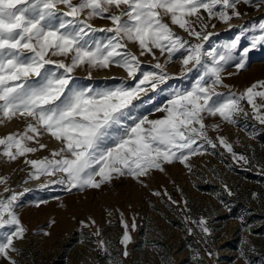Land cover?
Returning <instances> with one entry per match:
<instances>
[{
    "label": "snow or ice",
    "instance_id": "snow-or-ice-1",
    "mask_svg": "<svg viewBox=\"0 0 264 264\" xmlns=\"http://www.w3.org/2000/svg\"><path fill=\"white\" fill-rule=\"evenodd\" d=\"M241 4L259 9L264 0H0V123L19 119L25 124L22 132L0 137V160L11 163L23 158L30 168L24 184L55 177L45 179L41 187L59 184L67 192L101 189L123 177L147 187L153 173L165 172L168 165L179 162L190 170V158L209 147L220 146L233 162L249 164V158L236 153L225 137H210L205 123L208 117H219L223 123L237 124L239 117L249 116L246 102L252 117L264 125V103H256L257 98L264 101V80L239 93L224 82L229 67L237 72L245 69L248 52L264 46V23L259 29L241 26L230 42L205 49L214 35L208 31L210 25L215 28L211 21L231 27L230 22L242 15ZM97 18L111 26L95 27L91 21ZM249 32L250 43L241 48V38ZM129 45L137 46L138 54ZM157 52L165 57L164 63ZM145 55L157 61L151 70L141 67L140 57ZM174 60L181 64V78L188 79L193 72L195 78L187 87H171L166 102L149 113L161 116L150 119L139 110L151 101H134L175 78L166 71ZM111 67L123 69L128 79L96 87L73 75L84 69L90 80L93 71ZM210 127L216 131L220 124ZM45 135L59 147L50 149L48 156L29 159V154L48 147L41 142ZM0 184L6 185L7 178H0ZM27 191L5 187L9 195L0 198V259L7 264H17L12 256L19 252L14 241L26 233L16 209ZM168 199L177 203L171 196ZM190 222L205 238L211 235L205 218ZM121 223L125 231L120 243L126 257L131 237L123 214ZM131 227L135 228L134 220ZM93 235L99 236V230ZM97 243L107 251L103 239Z\"/></svg>",
    "mask_w": 264,
    "mask_h": 264
},
{
    "label": "rangeland",
    "instance_id": "rangeland-1",
    "mask_svg": "<svg viewBox=\"0 0 264 264\" xmlns=\"http://www.w3.org/2000/svg\"><path fill=\"white\" fill-rule=\"evenodd\" d=\"M238 9L242 15L230 22L231 27L218 20L211 21L215 28L210 25L208 31L214 35L205 43L206 50L230 42L239 34L241 26L259 29L264 23V7L257 9L241 4ZM91 23L97 28L111 26L110 21L99 18ZM172 27L188 38L183 30ZM223 33L230 38L221 41L219 38L215 42V38ZM251 34L241 38V48L249 45ZM102 35L97 33V36ZM129 47L138 54L137 46ZM157 56L159 62L164 63L165 57L159 56L158 52ZM140 60L144 70H151L157 62L150 55L140 57ZM166 71L174 79L181 77L179 60L168 64ZM73 75L81 83L96 87L117 83L121 78L128 79L127 73L118 67L93 71L90 80L84 69H77ZM224 77V82L237 93L264 80V46L248 52L245 69L237 72L234 67H229ZM194 78L195 73H189L184 87ZM162 85L155 91L149 89L139 101H134H151L144 103L140 112L149 115L156 106L166 102L169 89L162 91ZM217 91L226 92L227 89L218 88ZM256 103L264 101L257 98ZM244 107L249 116L239 117L235 125L223 123L219 117H208L205 123L209 126L210 137H225L236 153L249 158V164L233 162L231 154L220 146L215 150L209 147L206 153L190 158V170L179 162L168 165L165 172L153 173L146 181L147 187L130 177H123L101 189L67 192L59 184L41 187L45 179L55 177H41L24 184L30 168L23 163V158L11 163L0 160V178H7L6 185L0 184V198L9 195L4 192L5 187L17 192L29 189L20 197L16 209L26 233L22 240L14 241L19 252L12 254L13 259L17 264H197V260L202 264H264V125L252 117L246 102ZM160 116L161 113H154L149 118ZM215 123H219L220 128L213 131L210 126ZM24 126L19 119L0 123V137L22 132ZM41 142L48 147L29 154V159L43 158L49 155L50 149L59 147L47 135ZM22 168L24 171H20ZM154 191L161 192V196L153 195ZM165 191L167 196L163 195ZM168 196L177 203L173 204ZM121 214L129 225L131 237L126 257L123 255L125 246L120 243L125 231ZM201 217L207 220L211 229L207 238L190 222ZM133 220L134 229L131 227ZM81 221L90 226H83ZM92 221H95L94 225ZM188 228H192V234L188 233ZM97 230L100 235H93ZM101 239L107 243V251L99 247L97 241ZM209 251L213 253L211 257L207 255ZM0 264H7V261L0 259Z\"/></svg>",
    "mask_w": 264,
    "mask_h": 264
},
{
    "label": "bare ground",
    "instance_id": "bare-ground-1",
    "mask_svg": "<svg viewBox=\"0 0 264 264\" xmlns=\"http://www.w3.org/2000/svg\"><path fill=\"white\" fill-rule=\"evenodd\" d=\"M219 38H221V36L216 37L215 42H218ZM214 45H215V43H214ZM186 81H187L186 79H183L181 77L170 80L169 82H166L165 84L162 85L161 90L170 89L171 87H184L186 84Z\"/></svg>",
    "mask_w": 264,
    "mask_h": 264
},
{
    "label": "water",
    "instance_id": "water-1",
    "mask_svg": "<svg viewBox=\"0 0 264 264\" xmlns=\"http://www.w3.org/2000/svg\"><path fill=\"white\" fill-rule=\"evenodd\" d=\"M225 37L230 38V36H228L227 33H223V34L221 35L220 41H221L223 38H225Z\"/></svg>",
    "mask_w": 264,
    "mask_h": 264
}]
</instances>
